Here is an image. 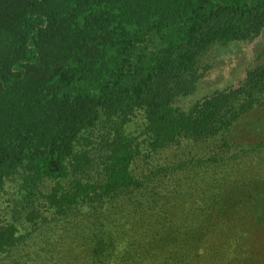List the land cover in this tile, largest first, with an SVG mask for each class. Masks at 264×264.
Listing matches in <instances>:
<instances>
[{
	"label": "trees",
	"instance_id": "obj_1",
	"mask_svg": "<svg viewBox=\"0 0 264 264\" xmlns=\"http://www.w3.org/2000/svg\"><path fill=\"white\" fill-rule=\"evenodd\" d=\"M263 31L264 0H0V202L19 178L32 226L0 207V257L63 221L85 264H264V125L239 135L264 64L177 106L213 45Z\"/></svg>",
	"mask_w": 264,
	"mask_h": 264
},
{
	"label": "rangeland",
	"instance_id": "obj_2",
	"mask_svg": "<svg viewBox=\"0 0 264 264\" xmlns=\"http://www.w3.org/2000/svg\"><path fill=\"white\" fill-rule=\"evenodd\" d=\"M198 63L200 67L207 66V71L199 81L196 90L177 102V106L184 111H188L198 100L233 86L242 79L247 68L254 65H263L264 31L259 38L251 43L236 41L215 44L199 58ZM140 123L139 119H135L129 126V132L136 135V132L140 129ZM262 125H264V112H255L250 119L239 126L240 138H244V142H242L254 141L255 136H257V129H262ZM93 140L94 144L90 149L91 154L100 155L102 150L97 144L100 142L97 134L94 135ZM171 151L163 154L161 159L163 158V161L167 158L171 159L172 155L170 153H173ZM259 158L252 160V163H250L251 168L244 169L245 166H239V170L234 169V171L238 174L245 171L254 174L257 168L256 162ZM260 167L262 168L260 173H264V162ZM21 183L22 181L16 178L7 185L6 195L1 200L0 207L3 211L13 210L12 219L20 228V233L26 235L32 230V226L26 222L25 210L19 204ZM192 184L198 186V183ZM85 211L88 212V210ZM70 227V224L61 221L55 227L48 226L37 230L27 241L21 242L16 248L0 257V264H67L68 261H72V264H85L84 255H79V251L76 254L77 259L75 261L70 256V247L74 249L77 247L72 241V232H66L67 228ZM44 246L47 248V252L42 255ZM47 253L50 254L45 256ZM51 253L53 254L51 255Z\"/></svg>",
	"mask_w": 264,
	"mask_h": 264
}]
</instances>
